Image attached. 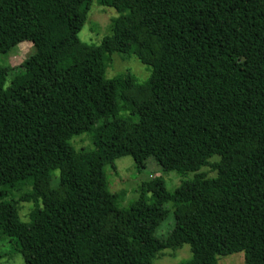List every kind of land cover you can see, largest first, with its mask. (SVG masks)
<instances>
[{
    "label": "trees",
    "instance_id": "16d2710c",
    "mask_svg": "<svg viewBox=\"0 0 264 264\" xmlns=\"http://www.w3.org/2000/svg\"><path fill=\"white\" fill-rule=\"evenodd\" d=\"M93 1L0 0V54L34 47L8 84L0 67V236L24 264H151L183 244L185 264L238 251L264 264V0H96L118 15L90 44L78 32ZM113 53L150 76L106 77ZM83 133L93 148L70 144ZM214 155L215 174L197 172ZM122 156L196 173L120 207L103 168Z\"/></svg>",
    "mask_w": 264,
    "mask_h": 264
},
{
    "label": "rangeland",
    "instance_id": "374dc122",
    "mask_svg": "<svg viewBox=\"0 0 264 264\" xmlns=\"http://www.w3.org/2000/svg\"><path fill=\"white\" fill-rule=\"evenodd\" d=\"M118 15V12L108 6L99 5L94 0L89 6L87 19L81 30L78 32V38L86 43L99 44L101 39L110 34L111 20ZM33 44L29 41H21L11 47L6 53L0 54V67L10 69L7 71L6 84L14 76V68L33 51ZM129 72L136 77L138 81H145L150 76L149 66L141 63L134 55L122 57L119 53H113L111 60L106 68V77ZM25 76L18 77L14 82L23 80ZM125 113V112H124ZM123 115V112H120ZM70 144L75 149L93 148L91 136L89 133H83L74 136ZM214 155L209 158L210 163L202 166L197 172L205 176H213L215 171L212 163L217 160ZM108 180L109 190L115 194V201L120 207H127L132 204L141 194L145 183L152 182L156 177H160L166 190L172 192L182 180H190L196 172L179 173L175 170L163 171L153 158H149L145 168L137 170L130 156L117 158L112 165H105L103 168ZM53 184L58 179V170L53 171ZM146 199L151 197L150 192L144 193ZM163 206L168 209L165 218L159 223L155 231V236L164 239L174 224V215L171 203H164ZM32 208V202L21 201L19 203V217L21 220L28 219L29 210ZM0 264H24V260L15 249L14 242L9 237L0 236ZM191 258V252L188 244H183L181 248L171 250L164 249L159 252L156 258L152 259L151 264H185ZM217 264H244V255L242 251L220 255L217 257Z\"/></svg>",
    "mask_w": 264,
    "mask_h": 264
}]
</instances>
